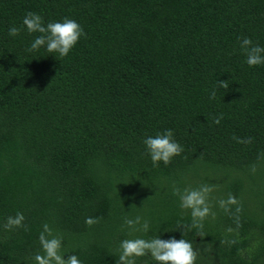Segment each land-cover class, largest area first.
I'll use <instances>...</instances> for the list:
<instances>
[{
  "label": "trees",
  "instance_id": "obj_1",
  "mask_svg": "<svg viewBox=\"0 0 264 264\" xmlns=\"http://www.w3.org/2000/svg\"><path fill=\"white\" fill-rule=\"evenodd\" d=\"M28 12L85 36L67 57L28 52ZM245 37L264 47V0H0V264H35L45 224L80 264L180 232L197 264H264V65ZM165 129L183 151L154 166L143 141ZM201 185L219 195L202 234L174 195Z\"/></svg>",
  "mask_w": 264,
  "mask_h": 264
},
{
  "label": "clouds",
  "instance_id": "obj_2",
  "mask_svg": "<svg viewBox=\"0 0 264 264\" xmlns=\"http://www.w3.org/2000/svg\"><path fill=\"white\" fill-rule=\"evenodd\" d=\"M22 25L29 35L38 34L30 42L27 51L40 52L43 50L55 59L57 56L67 57L80 39L85 36L82 26L70 18L45 24L39 14L28 12L22 19ZM20 31V28L11 26L8 29V35L15 38ZM240 48L246 57L245 63L249 67L264 65V47L253 45L252 40L245 37L240 41ZM218 84L221 89L226 90L229 87L227 81L220 80ZM211 95L215 98V90ZM215 122L218 124L220 121L217 119ZM143 143L154 166H158L161 162L167 165L183 151L182 146L174 139V133L171 129H165L155 136H147ZM211 191L212 189L207 185L174 191V195L179 196V206L182 209L190 210L191 225L189 231L196 229L198 233L202 234L204 221L210 215L208 197ZM236 203L235 198L230 195L227 200L219 201V206L227 212L229 206ZM237 211H239V208H237ZM22 220L23 216L17 214L15 219H8L7 226H20ZM85 222L88 225L94 223L91 218ZM125 223L133 231L149 230L148 223H141L140 217H136L134 220L127 219ZM180 233V239L175 236L163 239L159 235L150 240L142 238L122 240L119 245L120 251L117 264H137V258L149 254L156 264H197V255L192 243L183 238L182 232ZM39 243L42 254L35 256V264H80V260L76 255H68V258L65 259V255L61 254V238L53 236L47 224L43 226V231L39 235Z\"/></svg>",
  "mask_w": 264,
  "mask_h": 264
},
{
  "label": "rangeland",
  "instance_id": "obj_3",
  "mask_svg": "<svg viewBox=\"0 0 264 264\" xmlns=\"http://www.w3.org/2000/svg\"><path fill=\"white\" fill-rule=\"evenodd\" d=\"M219 198L218 192L216 190H212L208 197V205L211 206V204L216 201Z\"/></svg>",
  "mask_w": 264,
  "mask_h": 264
}]
</instances>
